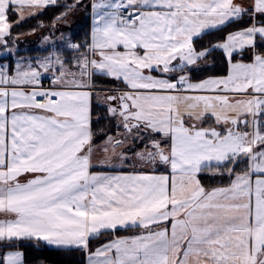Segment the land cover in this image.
Wrapping results in <instances>:
<instances>
[{"label":"snow or ice","instance_id":"snow-or-ice-1","mask_svg":"<svg viewBox=\"0 0 264 264\" xmlns=\"http://www.w3.org/2000/svg\"><path fill=\"white\" fill-rule=\"evenodd\" d=\"M50 251L264 264V0H0V264Z\"/></svg>","mask_w":264,"mask_h":264},{"label":"trees","instance_id":"trees-1","mask_svg":"<svg viewBox=\"0 0 264 264\" xmlns=\"http://www.w3.org/2000/svg\"><path fill=\"white\" fill-rule=\"evenodd\" d=\"M56 12L55 9L52 11H48L47 15L41 16L40 19L44 21L45 24L49 23L53 14ZM88 23V20L85 15L82 16L80 21L76 23V25L72 28L75 31H81ZM37 25L36 19H28L25 22H22L21 26L16 29L18 32H27L33 28H35ZM32 45V44H31ZM30 45V46H31ZM34 45L29 48V50H35L38 47H33ZM28 49V48H27ZM45 256L47 257L49 264H75V256H66L64 254L50 251L45 253Z\"/></svg>","mask_w":264,"mask_h":264},{"label":"rangeland","instance_id":"rangeland-1","mask_svg":"<svg viewBox=\"0 0 264 264\" xmlns=\"http://www.w3.org/2000/svg\"><path fill=\"white\" fill-rule=\"evenodd\" d=\"M83 15L84 14H80V15H78L76 17H73V19L71 21L72 28L76 25V23L78 21H80V19L82 18ZM67 30L68 29H65V31H67ZM40 35H41V30H37V32L35 34L23 37L22 38L23 43H22L21 47L24 48V49H27V48L29 49V48H31L32 45H34L33 47H38L39 46V42H40L39 41Z\"/></svg>","mask_w":264,"mask_h":264}]
</instances>
